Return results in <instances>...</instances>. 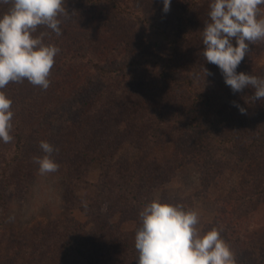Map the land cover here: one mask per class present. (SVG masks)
Wrapping results in <instances>:
<instances>
[{"label":"rangeland","instance_id":"374dc122","mask_svg":"<svg viewBox=\"0 0 264 264\" xmlns=\"http://www.w3.org/2000/svg\"><path fill=\"white\" fill-rule=\"evenodd\" d=\"M112 1L116 4L119 0ZM120 1L126 4L131 0ZM134 2L135 5L143 7L152 18L173 28L182 5L180 0H172L170 11L165 13L162 0H134ZM210 3L211 1L204 4L197 12L195 19L198 26L197 34L185 47V57H196L203 53L202 35L206 24L210 22ZM9 7V5H0V15H3ZM64 7L67 16L62 17L61 28L66 33L63 38L68 40L72 48H78L84 43L85 46L88 44L87 48H94L103 54L107 51L112 52L110 50L117 47L124 39L130 42L129 47L131 44L134 47L148 46L143 41L149 38L136 40V37L143 34L134 17L118 13L119 7L116 5L80 8L77 0H65ZM258 18L264 19V6L260 7ZM40 33L39 31L36 35ZM47 37L44 38L45 43L54 44L59 48ZM118 51H114L115 54ZM66 58L65 49L61 48L51 69L49 76L51 83L47 90L25 79L19 83V89L12 86L5 92L9 98H19L18 108L26 115L25 133L29 145L23 160L12 170V182L15 187L9 191V204L6 208L0 205V264L62 263L66 254L61 252L62 247L59 248L58 244L45 247L46 241L43 240L45 233L50 236L59 233L62 238H66L69 232H74L77 228L75 224H84L89 230L94 223L93 217L89 214L95 210L93 205L100 199L103 203L102 209L106 213V208L113 199L110 193L107 195L103 192L105 182L101 178L98 157L92 160L89 172L86 176L83 174L79 182L76 181V175H67L71 169H74V167L68 168V165L74 164L72 161L61 162L53 157L59 164L58 171L43 175L40 174L39 165L35 162L36 157L45 155L42 149H39V143L48 137L46 121L43 120L44 117H39V110L42 106L45 107L63 96L65 90L58 84H62L66 89L65 84L75 81V76L89 74V68L84 66L80 59L74 61V64H67L69 66L66 69L64 62ZM245 58L249 59L251 71L256 74L252 75L262 76L264 71L262 74H258V71L264 69V41L250 45V51ZM209 66L213 69L212 75L205 73L203 76L204 90L209 96L206 115L222 116L226 129L224 131L233 136L239 151L232 153L223 148L218 151L216 147H211L201 155L188 157L179 155L173 141H165L147 154L145 144L148 139L141 132L139 139H137L138 135L134 134L127 135L124 140H117L118 148L114 156L116 155L122 162L141 160L144 156L154 157L159 161L171 159V169L175 170L174 176L155 189L148 183L145 186L148 189L144 191L147 190L153 200L160 198L183 200L188 206L187 209L199 214L196 230L201 236L212 229L220 228L219 231L224 232V239L234 254L235 264H254V262L260 264L261 260L258 256L254 262L251 261V257L254 260V255L257 253L254 245L258 246V242L259 246L264 245V146H254L247 153L246 147L252 140L264 139V112L261 105L247 103L243 94L245 89L234 93L226 85L217 65L209 63ZM67 70L71 71L72 77L67 75ZM52 82L56 83L52 85ZM60 88L63 92L59 90ZM237 105L246 108V113L241 114ZM23 109L37 110V116ZM138 113V109L134 107L124 116H120V129L122 131L129 129L127 134L133 130L139 131L136 129L140 126L139 122H136ZM98 120L102 125L100 115ZM105 120L103 119V122ZM84 130H79L78 133ZM97 134H103V131H98ZM75 138L76 136L71 135V142ZM12 142L0 141V145L9 148ZM93 143L96 144V141ZM215 153L220 155V160L213 156ZM98 155L100 156L99 153ZM81 162L79 159L76 164ZM205 173L208 180L205 179ZM153 180L150 179L151 182ZM118 211L112 215L111 221L130 232L133 235L130 241L135 244L136 233L142 226L141 210L131 206L127 211L123 208ZM111 254L114 261L107 262L108 264L116 262L115 247L111 248ZM240 254L245 258V263L240 259Z\"/></svg>","mask_w":264,"mask_h":264},{"label":"trees","instance_id":"16d2710c","mask_svg":"<svg viewBox=\"0 0 264 264\" xmlns=\"http://www.w3.org/2000/svg\"><path fill=\"white\" fill-rule=\"evenodd\" d=\"M77 1L80 8L118 6V13L133 16L142 32L143 35L138 34L140 38L136 37V40L149 39L143 41L148 46L142 47H134L132 44L129 47L130 42L124 39L117 47L110 50L112 52L107 51L102 54L94 48H87L86 42L87 47L84 43L78 48L70 47L68 40L63 38L66 34L64 31L62 35L57 36L50 29L44 27L38 29L37 33L47 32L50 41L56 43L60 49H65L66 69L79 59L89 68V74L86 76L74 74L76 80L66 83V89L62 84H58L65 90L64 93L61 88L59 89L62 90L63 96L45 107L42 106L39 110V117H44L48 131V137L42 141H48L55 147L56 151L52 156L58 161L74 162L68 165V168L74 167V169H71L67 175H76L78 182L83 178V174L86 176L89 172L92 160L98 157L101 178L105 182L103 192L113 196L106 213L102 209L103 203L100 199L93 205L95 210L89 213L94 219L91 229L88 230L84 224H75L77 228L74 232H69L66 238H62L59 233L51 236L45 233L43 240L51 242L44 241V246L58 244L59 248L62 247V251H59L65 253L66 258L60 264H108L107 262L114 261L111 257L112 247L117 250L114 264H137L139 253L135 244L130 241L133 235L122 229L120 224L111 221V217L119 212L120 208L127 211L132 206L142 211L146 204L153 201L152 195L147 190L144 191L148 189L145 187L146 184H152L150 187L154 189L161 187L174 176L175 170L171 169V159L159 161L154 157L144 156L141 160L119 161L116 155L114 156L118 148L117 140H124L127 135L134 134H137L139 139L142 132L148 139L145 144L147 154L165 141H173L179 155L188 157L201 155L211 147H216L218 151L223 148L232 153L239 151L236 140L224 131L226 129L222 116L206 115L209 96L204 90L203 76L207 74V70L209 75H212L213 69L205 62L203 53L196 57L184 56L185 47L197 34L198 26L195 21L197 12L211 0H180L182 5L174 28L152 18L143 7L135 5L134 0L126 4L120 0L116 4H113L112 0ZM114 51L118 53L115 54ZM248 60L244 58L237 71L255 74L251 71ZM70 70H67V75L72 77ZM263 71L264 69H260L258 74H262ZM219 72L221 73L220 69ZM261 77L264 78V74ZM19 83L10 82L0 91L6 92L12 86L19 89ZM54 83L56 82H52V85ZM245 90L243 94L247 103L261 105L264 112V101H254L251 98L255 90L250 87ZM10 99L13 101L14 112L13 127L10 132L13 142L9 148L0 145V205L3 208L9 204V191L15 187L12 182V170L23 160L29 145L25 133L26 115L18 108L19 98ZM134 107L139 111L136 118V122L140 124L136 126L139 131L133 130L127 134L129 129L127 131L120 129V116H124ZM23 111L37 116V110L23 109ZM99 115L102 117V125L98 120ZM103 119H106L105 122ZM82 129L85 130L78 133ZM101 130L103 134H97ZM71 135L76 136L73 142ZM95 141L96 144L93 143ZM254 146H264V139L252 140L246 147V153ZM39 149H41L40 143ZM213 156L220 160L218 153ZM79 159L82 162L76 164ZM150 179H154L153 182ZM205 179H209L206 178V173ZM159 200L183 205L185 209L188 207L180 199L160 198ZM220 234L224 239V232L221 231ZM252 244L251 241V246ZM254 250L257 253L254 255V260L251 257V261L254 262L259 257L262 264L264 245L259 246L258 242V246L254 245ZM240 256L245 263V258L242 254Z\"/></svg>","mask_w":264,"mask_h":264},{"label":"clouds","instance_id":"9594fccd","mask_svg":"<svg viewBox=\"0 0 264 264\" xmlns=\"http://www.w3.org/2000/svg\"><path fill=\"white\" fill-rule=\"evenodd\" d=\"M65 0H0L9 5L0 15V89L10 82H22L47 90L50 72L60 49L45 43L47 32L35 35L41 27L62 35V17L67 16ZM168 13L172 0H162ZM264 0H211L210 22L203 29V58L219 67L225 83L234 93L254 89V101H264V78L240 71L238 66L250 51V45L264 41V19L260 7ZM210 73L207 70V75ZM13 101L0 91V141L9 143L13 127ZM241 114L246 108L237 105ZM45 153L36 157L40 174L58 171L52 154L55 147L41 141ZM142 226L135 237L139 253L137 264H235L231 247L218 229L199 235V214L183 205L153 200L140 212Z\"/></svg>","mask_w":264,"mask_h":264}]
</instances>
